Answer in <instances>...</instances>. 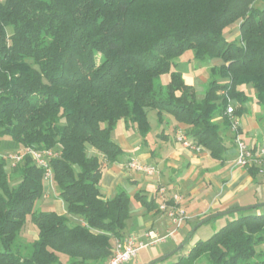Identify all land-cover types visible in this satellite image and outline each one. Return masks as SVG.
<instances>
[{
    "label": "trees",
    "instance_id": "trees-1",
    "mask_svg": "<svg viewBox=\"0 0 264 264\" xmlns=\"http://www.w3.org/2000/svg\"><path fill=\"white\" fill-rule=\"evenodd\" d=\"M235 23L230 41L225 30ZM188 51L221 61L202 97L175 70ZM162 75L168 83L155 84ZM228 99L237 118L252 102L264 110V0H0V151L52 150L51 181L65 207L62 215L37 210L45 169L29 155L10 165L1 154L0 264H105L114 240L127 236L130 201L158 208L139 192L100 193L105 164L123 154L112 140L117 123L145 138L147 112L156 110L159 123L167 115L222 161ZM258 209L226 214L186 255L154 264H264ZM27 220L37 238L22 242Z\"/></svg>",
    "mask_w": 264,
    "mask_h": 264
},
{
    "label": "crops",
    "instance_id": "crops-1",
    "mask_svg": "<svg viewBox=\"0 0 264 264\" xmlns=\"http://www.w3.org/2000/svg\"><path fill=\"white\" fill-rule=\"evenodd\" d=\"M249 105L258 108L256 113L260 115L258 105L254 106V102ZM247 114L244 111L238 117L241 136L248 146L257 147L264 137L263 116H255V119ZM215 120L221 121L220 117ZM164 122L160 123L161 129L152 138L148 135L141 138L131 125H126L122 120L117 123L112 132V140L121 147L123 154L117 161L105 164L99 189L104 198L112 197L118 188L129 189L130 196L139 192L148 200L154 198L155 204L159 205L161 200L158 190L165 187L167 193L180 196L179 204L188 219L177 227L157 206L146 210L137 203L130 213L126 235L147 240L146 235L150 232L160 236L172 232V241L177 245L196 222L211 213L264 202V176L259 171L252 173L247 168L235 165L236 149L229 129L222 128L226 150L224 160L221 161L212 159L205 149L196 153L181 147L174 139L178 127L176 122L170 119L163 125ZM132 158L140 163L155 165L158 173L148 176L129 169L126 164ZM53 200L49 211L64 214L63 202L57 197ZM36 238L37 232L34 240Z\"/></svg>",
    "mask_w": 264,
    "mask_h": 264
},
{
    "label": "built area",
    "instance_id": "built-area-1",
    "mask_svg": "<svg viewBox=\"0 0 264 264\" xmlns=\"http://www.w3.org/2000/svg\"><path fill=\"white\" fill-rule=\"evenodd\" d=\"M225 114L230 118V131L233 135V142L236 149L235 165L243 168H256L264 176V137L257 147L248 146L241 136V127L239 119L234 116V106L230 99L226 106ZM175 142L184 149L199 153L202 150L200 145H197L182 128H177L174 134ZM24 155H29L37 167L45 169V181H51L52 172L48 166V160L55 155L52 150H33L30 148L22 149L18 152L8 153L3 157L15 165L20 162ZM126 166L139 173L152 176L158 173L155 165L144 164L136 159H129ZM160 196V204L158 209L164 213L177 227H180L184 221L188 219V215L181 207L180 196L176 193L169 194L165 187H160L158 190ZM168 233L164 236L158 235L156 232L147 233V240H140L134 235L124 236L122 239H115L113 242L112 255L105 264H128L135 259L140 250L145 247H152L160 243H164L171 236Z\"/></svg>",
    "mask_w": 264,
    "mask_h": 264
},
{
    "label": "rangeland",
    "instance_id": "rangeland-1",
    "mask_svg": "<svg viewBox=\"0 0 264 264\" xmlns=\"http://www.w3.org/2000/svg\"><path fill=\"white\" fill-rule=\"evenodd\" d=\"M257 5H258V7H262L263 3L259 1L257 3ZM225 35H226L227 39L230 41L237 39L239 36L238 24L235 23V24H232L231 26H229L225 30ZM220 63H221L220 60H213V61H207V62L197 61V60L193 59L192 52L188 51V52L184 53L179 59L176 60L177 66H176L175 70L181 72L184 79L186 80V82L191 83L194 86L197 96L202 97L204 94L206 82L209 78L210 67L213 65H218ZM168 81H169V75H162L159 79H157L155 81V84L160 82L161 84L166 85L168 83ZM243 89H244V91L248 97L253 98L254 91L251 88V86H244ZM250 104H253V102ZM254 106L258 107L255 102H254ZM246 108H247L246 111L248 113L247 115H249L252 118H255V116L259 117L260 115H262L263 116L262 119L264 120V110L263 109H262V112L260 109V111H259L260 115H258L256 113L258 108L254 109V108L250 107V105H247ZM147 117H148V121L150 124V131L147 135L150 138H152L154 136L155 132L157 130L161 129L162 126L160 125V123L158 121V113L156 110H153V109L148 110ZM162 117L164 118L165 122L170 120V118L165 114H163ZM217 117L218 116L216 115L215 118H217ZM165 122L163 125H165ZM170 128H171V126L169 124V129ZM3 140H9V139L7 137H5ZM8 153H12V151L9 149H3L2 151H0V155L2 154V156L7 155ZM10 165H11V162H10ZM122 190L127 192L128 194H130L129 189H124V188H118L117 189V191H122ZM57 192H58V189L54 186L52 181L44 182V195L39 201L36 202L35 208L39 211H49L50 208H52V206H53L54 197H57ZM46 196L49 198L46 199L45 198ZM137 203H138V201H136L134 198L130 201L129 207H130L131 211H133V209L136 208V205H138ZM257 204H259V203H257ZM63 207H64V205H63ZM261 209L262 210L258 209L257 212L264 211V206L261 207ZM51 210H54V209H51ZM64 210H65V207H64ZM252 213H256V210H253ZM213 214H215V213H211L207 216H210ZM230 218L231 217L229 215H222V216H218L214 219H211L209 222L202 224L200 227H198L195 234L191 237V239L188 241V243L182 248V250L180 252H178L176 255L171 256L169 258V260L175 261L179 255H186L187 252L190 250V248L197 241H200V240L203 241V240H206L207 238H209L219 228H221ZM24 227H25V229H23L22 232L20 233L19 239L22 242L33 241L35 238L36 232H37V228L29 220H27ZM165 242H166V244L160 243V244L152 246V247H145L144 249L140 250L137 257L135 259H133L132 261H130L128 264H145V263L150 262L153 259H159L163 255L173 251L181 243L180 242L179 244L175 245L172 241L171 236H169ZM259 249H262V251L264 252V244L261 245L257 250L259 251ZM166 251H167V253L163 254V252H166ZM200 264H206V263L202 262Z\"/></svg>",
    "mask_w": 264,
    "mask_h": 264
},
{
    "label": "water",
    "instance_id": "water-1",
    "mask_svg": "<svg viewBox=\"0 0 264 264\" xmlns=\"http://www.w3.org/2000/svg\"><path fill=\"white\" fill-rule=\"evenodd\" d=\"M264 206V202L259 203V204H255V205H251V206H246V207H239V208H235V209H231L228 211H224V212H219V213H215L213 215L207 216L205 218H203L202 220H200L196 225H194L189 233L187 234V236L183 239V241L171 252L163 255L161 258L156 259L154 261H150L148 263L145 264H154L156 262H161L169 257H171L172 255L180 252L182 250V248L188 243V241L191 239V237L193 236V234L195 233V231L198 229V227H200L202 224L208 222L209 220H211L212 218H216L218 216H222V215H226L232 212H239V211H246V210H250V209H255V208H261Z\"/></svg>",
    "mask_w": 264,
    "mask_h": 264
}]
</instances>
